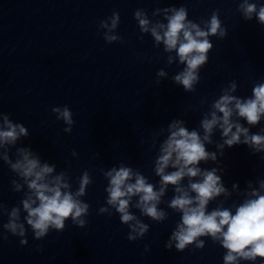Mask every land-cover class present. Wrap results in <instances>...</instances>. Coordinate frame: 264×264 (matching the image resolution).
Instances as JSON below:
<instances>
[{"label":"water","instance_id":"obj_1","mask_svg":"<svg viewBox=\"0 0 264 264\" xmlns=\"http://www.w3.org/2000/svg\"><path fill=\"white\" fill-rule=\"evenodd\" d=\"M242 0H0V112L13 123L23 124L28 132L9 149L10 158L18 147H30L41 161L56 165V171H67L72 189L87 170L93 180L81 199L90 205L86 227L79 228L71 220L62 232L51 230L42 240H35L26 225L27 245L19 237L7 235L0 239V264H223L225 251L208 237L203 249L187 247L183 252L167 250L164 245L180 220V214L167 207L173 196L171 185L162 197L160 208L167 219L157 223L139 210L131 208L143 223L149 225L145 236L128 241L127 225L119 215L98 214L106 206L107 180L101 170L125 166L139 170L148 181L159 187V177L153 171V161L159 145L167 138L168 124L173 119L184 121L190 131L203 136L200 121L211 110L221 89L232 81L237 90L232 95L247 98L257 82H264V26L255 17L245 21L237 11ZM257 7L264 0H250ZM185 7L188 19L207 21L218 10L224 39L210 37L213 44L208 62L200 69L199 83L194 92H185L173 83L172 77L182 71L175 53L172 64L163 46L154 47L150 33H141L133 18L143 9L152 23L165 22L155 9ZM117 12L120 17L117 35L123 43L108 44L99 22ZM163 69L167 76L157 77ZM160 83L157 84L156 80ZM203 101V103H202ZM68 106L74 120L71 133L52 113L53 107ZM234 121L249 128V134H264V117L255 125L235 115ZM163 130V131H161ZM155 138V146H153ZM212 143L206 150L217 153L213 162L201 161L204 170L218 171L227 195L221 194L209 202L208 210L216 207L235 208L264 180V152L241 143L223 148L220 130L213 129ZM243 140V136L241 137ZM77 153L76 157L71 155ZM15 175L0 161V203L8 210L23 197L11 190ZM200 177L193 178L199 180ZM186 177L181 183L187 185ZM233 184L236 185L233 188ZM251 185V187H249ZM26 190V188H25ZM261 194H264L262 192ZM133 198V203H135ZM25 213H21V219ZM0 216V232L7 222ZM37 245L42 246L37 251ZM147 246L148 251H145ZM240 264H251L240 261ZM255 264H264L257 259Z\"/></svg>","mask_w":264,"mask_h":264},{"label":"clouds","instance_id":"obj_2","mask_svg":"<svg viewBox=\"0 0 264 264\" xmlns=\"http://www.w3.org/2000/svg\"><path fill=\"white\" fill-rule=\"evenodd\" d=\"M237 11L242 13L245 21L255 17L256 22L264 26V5L257 7L256 2L242 0ZM161 13L166 23H152L143 9H137L133 18L141 33H150L155 41L154 47L163 46V52L169 54V65L175 57L184 65L183 70L172 77L173 83L182 86L185 92H194L200 80V69L208 62V53L213 48L209 38L215 36L224 39L227 30L221 25L218 10H214L207 21L201 20L199 23L187 18L188 12L183 6L157 8L153 15ZM119 21V14L113 12L99 22V28L105 30L103 39L106 43H123L122 37L115 34ZM173 52L175 57L171 55ZM156 75L165 77L167 73L160 69ZM156 83L159 84L160 80L157 79ZM236 90L235 81L221 89L220 96L211 104V110L200 121L203 136L195 129L190 131L183 120L173 119L168 124L167 138L159 145L153 161L154 174L159 177L158 188L139 170L123 163L107 171L101 170L107 180V197L106 206H101L98 214L111 216L110 209L114 210L119 215L120 223L129 229L126 236L128 241L141 239L149 231V225L133 214L131 208L139 210L141 216L154 222H163L168 213L159 205L171 185L174 194L167 207L179 213L180 220L165 242L167 250L174 247L176 251L183 252L189 246L203 249L204 241L200 238L208 237L226 250L223 264H240V261L255 264L258 258L264 262V194H261L264 192V180L259 182L258 190L253 189L248 194L251 198L235 208L234 214L229 208L219 206L209 211L210 201L221 194H228L221 176L217 175L223 169L202 170L198 166L201 161L217 160V153L209 152L205 147L206 143H212L210 137L214 128L220 130L223 139L222 144L216 145L221 156L225 146L231 148L241 143L253 149V154L264 152V134L250 135L248 127L232 119L235 115L250 126L261 121L264 117V82L254 84L251 96L247 98L232 95ZM52 113L66 125L63 131L71 133L74 120L69 107H53ZM28 136L29 132L23 124L13 123L7 114L0 112V161L16 177L10 182L11 190L16 193L23 191L19 204L11 210L0 203V216L8 217L2 225L0 239L6 240L8 237L4 233H8L19 237L21 246L28 243L26 225L35 240H42L51 230L62 232L69 219L79 228L86 227L90 205L81 198L93 183L90 173L85 170L78 178V187L73 190L68 172H57L55 164L42 163L40 155L30 147L16 148L15 159L10 158L9 149ZM71 155L76 157L77 153L72 151ZM261 159L264 160V156ZM186 177L188 182L185 186L181 182ZM196 177L200 179L193 180ZM133 198H136L135 203ZM22 212L26 214L23 220ZM41 250L42 246L37 245V251ZM145 251H148L147 246Z\"/></svg>","mask_w":264,"mask_h":264}]
</instances>
